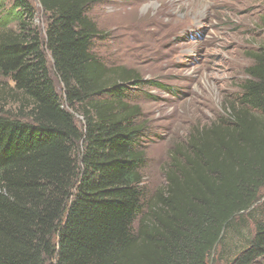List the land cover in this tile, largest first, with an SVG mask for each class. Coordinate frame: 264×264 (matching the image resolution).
Returning a JSON list of instances; mask_svg holds the SVG:
<instances>
[{"label": "trees", "instance_id": "1", "mask_svg": "<svg viewBox=\"0 0 264 264\" xmlns=\"http://www.w3.org/2000/svg\"><path fill=\"white\" fill-rule=\"evenodd\" d=\"M4 1L0 78L16 109L0 102V264H208L264 187V42L224 115L172 151L147 198L148 127L128 87L142 80L92 52L101 0H36L43 31L28 0ZM253 225L230 264H264V218Z\"/></svg>", "mask_w": 264, "mask_h": 264}, {"label": "rangeland", "instance_id": "2", "mask_svg": "<svg viewBox=\"0 0 264 264\" xmlns=\"http://www.w3.org/2000/svg\"><path fill=\"white\" fill-rule=\"evenodd\" d=\"M28 1L43 31L37 2ZM4 2L6 11L12 0ZM88 17L101 35L92 52L109 66L134 70L142 80L138 90L128 87L148 127L141 186L149 198L164 189L172 151L224 115L239 94L250 54L264 42V0H101ZM49 71L55 80L51 66ZM11 88L0 78V102L14 112ZM56 88L61 96L57 82ZM250 213L236 219L208 264H230L245 247L253 220L264 218V187Z\"/></svg>", "mask_w": 264, "mask_h": 264}]
</instances>
